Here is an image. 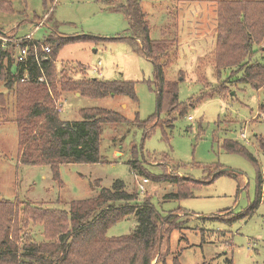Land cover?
<instances>
[{
    "label": "rangeland",
    "instance_id": "obj_1",
    "mask_svg": "<svg viewBox=\"0 0 264 264\" xmlns=\"http://www.w3.org/2000/svg\"><path fill=\"white\" fill-rule=\"evenodd\" d=\"M125 1L26 0L22 6L13 0L17 13H0V31L11 35L32 34L34 40L42 41L57 31L66 36L82 37L62 46L56 55V85L60 94L57 106L61 120L78 121L81 120V109L103 108L129 121L103 128L99 162L61 164L59 183L52 179L48 165L17 163V128L13 121L16 88L8 89L0 78V93L6 109L2 112L0 108V201L11 202L20 212L17 235L21 238L16 242L21 246L26 232L32 242L55 243V237L45 236L42 224H25L21 211L26 206L37 204L67 210L70 201L93 198L99 188H110L113 181L119 179L124 182L127 192L137 195L138 201L145 194L150 197L162 216L177 207L184 209V213H178L183 221L181 230H173L168 239L161 241L159 251L169 250L168 264L172 263L175 252L179 253L180 264H229L227 260L230 264H264V154L255 138H264V120L258 116L260 105L264 103V90L256 91L248 84L238 83L230 87L225 97L204 98L181 117L174 114L170 128L160 124L153 126L156 121L145 128L136 126L133 121L145 123L156 113V93L152 83L154 66L146 57L135 53L127 40L116 39L125 34L128 23L121 12L110 8ZM218 1L221 0H140L150 39L176 40V44L170 41L168 44L174 46L173 49L177 47V57L167 65L165 77L177 82L179 102L195 99L201 91H207L216 83L212 57L218 39ZM22 7L24 13L19 14ZM231 18L230 32L227 29L225 39L231 40L233 48V43L236 45L240 39L248 38L244 36L242 26L249 20L242 14ZM244 30L247 36H252L247 27L244 26ZM198 39L204 40L192 43ZM254 39L261 40L252 46L255 52L252 60L251 52L245 60L264 62V54L261 56L258 50L264 45V37ZM98 62L99 71L93 72L92 68L97 67ZM232 69L235 68L222 70L220 81L236 79L239 74L229 77ZM61 76L70 81L91 78L107 82L129 81L133 83L136 99L125 95L94 98L78 91H64L59 82ZM164 117L165 112L161 111L159 121ZM224 139L241 144L257 164L241 153L225 151ZM130 158L136 161L137 170H129ZM138 169L143 170L144 175L138 174ZM222 169L233 171L237 177L224 173L213 176ZM257 171L261 177L260 201L251 209L257 195ZM210 172L213 174L209 181L193 187L190 197L164 199L165 195L176 191L181 179L190 177L203 181ZM142 177H147V182H143ZM248 209L251 211L246 217L230 225L202 220L204 215L217 213L224 216ZM135 227V218L129 216L108 227L106 236L128 235Z\"/></svg>",
    "mask_w": 264,
    "mask_h": 264
},
{
    "label": "trees",
    "instance_id": "obj_2",
    "mask_svg": "<svg viewBox=\"0 0 264 264\" xmlns=\"http://www.w3.org/2000/svg\"><path fill=\"white\" fill-rule=\"evenodd\" d=\"M17 3L25 6L26 0H17ZM110 9L121 12L128 23L125 34L116 39L127 40L135 53L146 57L154 66L152 83L156 93L158 116L155 113L145 123L135 120L133 123L136 126L145 128L156 121L153 126L160 124L162 127L170 128L175 119L174 114L181 117L186 114L189 107H193L204 98L214 95L225 97L230 87L238 83L248 84L256 91L264 90V62L257 59L253 62L247 61L249 57L252 60L255 54L252 51L253 44L261 40L254 38L264 37V0L217 2L218 39L212 57L217 76L216 83L207 91H201L195 99L190 98L183 103L178 101L177 82L165 77L167 65H171L177 57V47L174 51V46L168 44L171 42L176 44V40L150 39L146 14L141 8L140 0H126L124 4H118ZM0 13H17L13 0H0ZM22 13L24 8L19 14ZM241 14L243 18L249 20L242 26L244 36L248 38L240 39L236 45L233 43L232 48L231 40L225 39V33L232 24L230 17ZM244 26L249 29L252 36H247ZM80 39H82L80 36H66L53 31L42 41L36 42V48L30 46L25 62L16 63L11 57V50L0 47V78L8 89L16 88V117L13 121L17 128V163L48 165L52 179L59 183L61 164L100 161V135L106 125L129 123L120 114L103 108L81 109V120L78 121H63L59 118L57 102L60 94L56 85V55L62 46ZM43 46L50 48L48 58L38 62L36 57L45 54L42 51ZM261 46L260 49L263 50ZM260 49L258 50L262 56L264 50ZM250 52L253 54L248 57ZM5 57L7 62L4 64ZM226 68H235L231 70L229 77L239 74L238 77L234 80L220 81V72ZM61 77L59 82L64 91H78L81 95L94 98L125 95L136 99L133 83L129 81L107 82L95 78L70 81L64 80V76ZM4 102L3 94L0 93L2 112L6 110L3 108ZM161 111L165 112V117L159 121ZM260 112H264V103L260 105ZM255 138L259 150L264 154V138L260 136ZM222 146L225 151L241 153L254 165L257 164L256 159L237 141L224 139ZM128 166L129 170H137L133 158L128 160ZM223 173L237 177L233 171L222 170H217L214 174L210 172L208 178L203 181L185 177L176 185V191L165 195L164 199L179 200L190 197L193 187L209 181L211 174L218 176ZM138 174L144 175V171L138 169ZM142 178L148 180L147 177ZM175 180L178 181L172 179L173 182ZM184 183L186 185H181ZM260 190L261 177L257 171V195L251 209L260 201ZM67 205V210L37 204L26 206L21 211L25 224L28 222L42 224L45 236L55 237V243L32 242L25 232L23 242L19 246L16 240L19 242L21 238L17 235L20 212L11 202L0 201V264H152L154 259V264H168L169 250L164 248L163 251H159L162 239H168L173 230L182 228L183 221L178 217V213H184V209L177 207L162 216L151 203L150 197H146L145 194L144 198L138 201L137 195L127 192L124 182L119 179L114 180L110 188H99L95 197L70 201ZM251 209L242 213L232 211L224 216L215 213L204 216L202 220H217L230 225L237 219L246 217ZM129 216L136 220V227L130 234L120 237L106 236L108 227ZM174 254L171 264H180L177 260L179 253ZM227 263L230 264V261L227 260Z\"/></svg>",
    "mask_w": 264,
    "mask_h": 264
},
{
    "label": "built area",
    "instance_id": "obj_3",
    "mask_svg": "<svg viewBox=\"0 0 264 264\" xmlns=\"http://www.w3.org/2000/svg\"><path fill=\"white\" fill-rule=\"evenodd\" d=\"M47 17V16H46ZM39 25V24H38ZM36 42L38 40H34L32 38V34H26L24 36H16L11 35L7 32H0V47L4 50H11V57L13 58L14 62H25L28 56V51L30 49V46L33 48H36ZM42 51L45 54H42L40 57H36V60L38 62L44 61L48 58V53L50 51L49 46H43ZM97 67L93 66L92 70L93 72L99 71L100 62L97 63ZM44 79V77H42ZM258 116L261 119H264V112H259ZM188 120H192L191 116H187ZM241 137L248 141L244 135V133H241ZM143 182H147V179L143 178ZM141 192L143 191V187L140 186Z\"/></svg>",
    "mask_w": 264,
    "mask_h": 264
},
{
    "label": "water",
    "instance_id": "obj_4",
    "mask_svg": "<svg viewBox=\"0 0 264 264\" xmlns=\"http://www.w3.org/2000/svg\"><path fill=\"white\" fill-rule=\"evenodd\" d=\"M261 48L264 50V45H262ZM156 106H157V103H156ZM156 115L158 116V109L156 111ZM222 171H228V169H222ZM204 216H202V217H204Z\"/></svg>",
    "mask_w": 264,
    "mask_h": 264
},
{
    "label": "crops",
    "instance_id": "obj_5",
    "mask_svg": "<svg viewBox=\"0 0 264 264\" xmlns=\"http://www.w3.org/2000/svg\"><path fill=\"white\" fill-rule=\"evenodd\" d=\"M203 40H204V39H198V40L193 41L192 43H193V44H197V43L203 42Z\"/></svg>",
    "mask_w": 264,
    "mask_h": 264
}]
</instances>
